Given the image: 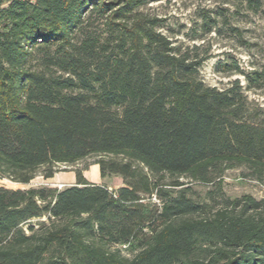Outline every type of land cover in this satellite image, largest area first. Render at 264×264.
Returning a JSON list of instances; mask_svg holds the SVG:
<instances>
[{"label":"trees","instance_id":"trees-1","mask_svg":"<svg viewBox=\"0 0 264 264\" xmlns=\"http://www.w3.org/2000/svg\"><path fill=\"white\" fill-rule=\"evenodd\" d=\"M151 1L0 0V179L97 156L123 181L0 187V264H264V198L221 186L239 168L264 182V116L238 82L205 84Z\"/></svg>","mask_w":264,"mask_h":264},{"label":"rangeland","instance_id":"rangeland-1","mask_svg":"<svg viewBox=\"0 0 264 264\" xmlns=\"http://www.w3.org/2000/svg\"><path fill=\"white\" fill-rule=\"evenodd\" d=\"M140 12L163 20L160 32L176 45L198 48L197 54L206 58L199 70L206 85L224 90L238 82L252 108L264 116V0H153ZM100 25L95 22L93 28L101 30ZM99 159L93 156L76 165H60L52 179H45L40 170L27 185L2 178L0 187L62 190L76 184L79 170L84 178L95 179L100 174L95 165ZM181 181L188 182L186 179ZM221 182L227 197L264 198V182L256 180L246 168L226 172ZM99 185L118 189L123 186V181L111 176L100 179ZM190 187L192 196L198 201L205 200L207 193L213 190L211 186L199 183H191ZM153 200L157 202L155 198ZM41 221L46 219H35L32 223L36 225Z\"/></svg>","mask_w":264,"mask_h":264},{"label":"crops","instance_id":"crops-1","mask_svg":"<svg viewBox=\"0 0 264 264\" xmlns=\"http://www.w3.org/2000/svg\"><path fill=\"white\" fill-rule=\"evenodd\" d=\"M95 179H93V180H89V179H87V178H85L88 182H90V183H93V184H100V174H97L95 177H94Z\"/></svg>","mask_w":264,"mask_h":264}]
</instances>
